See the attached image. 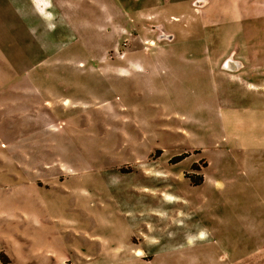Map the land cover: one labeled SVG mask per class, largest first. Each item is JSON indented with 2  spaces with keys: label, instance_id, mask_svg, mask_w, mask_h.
<instances>
[{
  "label": "rangeland",
  "instance_id": "1",
  "mask_svg": "<svg viewBox=\"0 0 264 264\" xmlns=\"http://www.w3.org/2000/svg\"><path fill=\"white\" fill-rule=\"evenodd\" d=\"M79 6L6 35L0 264H264V0Z\"/></svg>",
  "mask_w": 264,
  "mask_h": 264
},
{
  "label": "crops",
  "instance_id": "2",
  "mask_svg": "<svg viewBox=\"0 0 264 264\" xmlns=\"http://www.w3.org/2000/svg\"><path fill=\"white\" fill-rule=\"evenodd\" d=\"M29 7L26 5L25 0H0V55H4L6 51V35L20 34L21 31L28 32L31 29H37L36 27H29L28 23L33 21H42L41 13L46 11L47 13L58 14L66 19H74L76 17L85 16L76 15L73 11L76 8H81L79 4L85 0H54V9H45L42 0H28ZM89 2L91 0H88ZM93 1V0H92ZM15 3L20 5L15 6ZM46 3V2H45ZM26 5V6H25ZM75 8V9H76ZM74 9V10H75ZM74 17V18H73ZM27 25V26H26ZM42 29V26H40ZM31 31V30H30ZM33 31V30H32ZM35 31V30H34ZM6 58V56H5ZM3 74V80L0 84L6 83V70ZM0 93V98L6 100V90ZM0 132L3 134L2 143H6V105L0 109Z\"/></svg>",
  "mask_w": 264,
  "mask_h": 264
},
{
  "label": "trees",
  "instance_id": "3",
  "mask_svg": "<svg viewBox=\"0 0 264 264\" xmlns=\"http://www.w3.org/2000/svg\"><path fill=\"white\" fill-rule=\"evenodd\" d=\"M202 181H203V177L201 175H198L197 177L191 180V183L193 185H199L202 183Z\"/></svg>",
  "mask_w": 264,
  "mask_h": 264
}]
</instances>
